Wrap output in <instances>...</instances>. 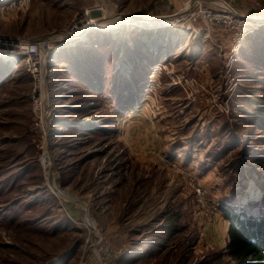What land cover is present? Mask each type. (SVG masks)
<instances>
[{
  "label": "rangeland",
  "instance_id": "1",
  "mask_svg": "<svg viewBox=\"0 0 264 264\" xmlns=\"http://www.w3.org/2000/svg\"><path fill=\"white\" fill-rule=\"evenodd\" d=\"M10 1L0 36L51 47L39 114L22 57L0 52V264H239L226 212L264 216V0H224L243 17L224 27L188 16L75 40L87 10L190 0Z\"/></svg>",
  "mask_w": 264,
  "mask_h": 264
},
{
  "label": "built area",
  "instance_id": "2",
  "mask_svg": "<svg viewBox=\"0 0 264 264\" xmlns=\"http://www.w3.org/2000/svg\"><path fill=\"white\" fill-rule=\"evenodd\" d=\"M10 2V8L14 9L17 7L16 0ZM195 2L199 4V7H196L197 9L195 7H192L193 11L190 13L188 20H186L184 23L188 25L189 29L194 25V22L198 18L203 19L210 27H224L226 24L228 26L239 18L243 19V17L238 15V13L233 9V7H231L232 11H229L220 7L217 4H214L216 6L213 7H207L203 5V2H200L198 0H196ZM19 4L22 6L24 2L22 3V1L19 0ZM3 7L8 8V6H0V8ZM4 10L5 9H1L0 12ZM88 14L89 10L77 16L75 19V23L68 27L69 29H67L66 34L73 35V38L75 40L78 38H83V35L80 34L85 28L90 29L88 33L92 31L94 29L93 25L97 24V19L89 18ZM166 26L172 25H169L168 23H161L159 27ZM50 47L51 41L44 38H38L23 42H14L10 41V39H6L0 36V52H3V55L8 57L9 59L21 56L24 61V65L27 68V72L31 75V78L33 79V101L35 106L34 111L38 114L42 112L43 108L45 89L44 87L45 82H47V73L45 68L48 64L47 52L49 51ZM43 79L46 81L44 82ZM40 119L42 120L43 116L40 117ZM198 192H200V190H198Z\"/></svg>",
  "mask_w": 264,
  "mask_h": 264
},
{
  "label": "trees",
  "instance_id": "3",
  "mask_svg": "<svg viewBox=\"0 0 264 264\" xmlns=\"http://www.w3.org/2000/svg\"><path fill=\"white\" fill-rule=\"evenodd\" d=\"M226 218L230 222L229 256L239 264H264V216L241 219L227 211Z\"/></svg>",
  "mask_w": 264,
  "mask_h": 264
},
{
  "label": "bare ground",
  "instance_id": "4",
  "mask_svg": "<svg viewBox=\"0 0 264 264\" xmlns=\"http://www.w3.org/2000/svg\"><path fill=\"white\" fill-rule=\"evenodd\" d=\"M193 1H185L184 2V8L175 17H172L170 20H167L168 24H176V23L180 22L181 20H183L184 18L188 17L189 14H190V6H191V3H193ZM208 1H210L212 3H219L220 6H222L224 9L232 11L231 6L229 4H227L224 0H208ZM102 5L104 7V11L107 12V10H108V2L104 1ZM149 20H150V22H147L148 23L147 25L145 24V22H141V21L135 20L134 21V25H141V26L146 25V27H148V28H150L153 25H156V20L155 19H149ZM124 24H128L129 25L131 23L122 21V19H120V17L116 18L115 14H108L105 17L104 22H101V23L97 22L96 25H93V28L94 29L103 28V30L104 29L107 30L106 28H108V29L112 30V29H117L118 27H120V26H122ZM89 30H90L89 28H85L80 35H83V38H84L88 34ZM57 36H58V33H55V34H52L49 37L50 38H56ZM45 39H47V37ZM49 41H51V40H49ZM21 42H23V40H21ZM120 68L123 69V70H126L127 69L126 63L121 64ZM160 69L161 70L167 69V67L164 66V67H161V68H157L155 70L154 74H153L154 77H156L158 75ZM46 155H47L46 157H47V160H48L47 161V166H46V168H47V176L51 179V181H54L55 171H54V166L52 164V159H51L49 154H46ZM52 185H53V182H52ZM60 193H62L63 195L64 194L67 195L66 192H60ZM68 198L72 199V200H74L76 202L80 201L77 196L68 195Z\"/></svg>",
  "mask_w": 264,
  "mask_h": 264
},
{
  "label": "water",
  "instance_id": "5",
  "mask_svg": "<svg viewBox=\"0 0 264 264\" xmlns=\"http://www.w3.org/2000/svg\"><path fill=\"white\" fill-rule=\"evenodd\" d=\"M178 13H174L172 15H140V14H134V13H124V14L118 13V14H115V17L116 18L120 17V19H122V21L130 22L132 25H134L135 20L145 22V24L147 25L148 24L147 22H150L149 19H155L156 25H153V26H160L161 23H168L167 20H170L172 17H175ZM259 21L264 22V18L259 19ZM101 22H104V20ZM101 22H99V23H101ZM146 25H144V26H146Z\"/></svg>",
  "mask_w": 264,
  "mask_h": 264
},
{
  "label": "crops",
  "instance_id": "6",
  "mask_svg": "<svg viewBox=\"0 0 264 264\" xmlns=\"http://www.w3.org/2000/svg\"><path fill=\"white\" fill-rule=\"evenodd\" d=\"M165 12V11H164ZM166 13V12H165ZM128 25V24H127Z\"/></svg>",
  "mask_w": 264,
  "mask_h": 264
}]
</instances>
